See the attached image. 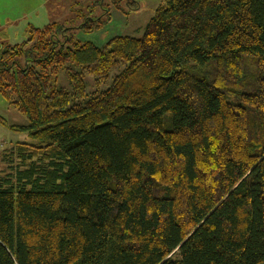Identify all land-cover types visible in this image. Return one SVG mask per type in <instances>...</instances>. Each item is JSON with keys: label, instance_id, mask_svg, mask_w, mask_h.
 Segmentation results:
<instances>
[{"label": "trees", "instance_id": "16d2710c", "mask_svg": "<svg viewBox=\"0 0 264 264\" xmlns=\"http://www.w3.org/2000/svg\"><path fill=\"white\" fill-rule=\"evenodd\" d=\"M72 29L0 45V96L28 123L0 140V264H264V0H165L103 46Z\"/></svg>", "mask_w": 264, "mask_h": 264}, {"label": "rangeland", "instance_id": "374dc122", "mask_svg": "<svg viewBox=\"0 0 264 264\" xmlns=\"http://www.w3.org/2000/svg\"><path fill=\"white\" fill-rule=\"evenodd\" d=\"M96 1H100V4L94 8L91 15L97 17L102 13L101 5L106 8L109 0H0V45L1 47L22 45L29 38V28L43 29L51 24L73 28L71 33L74 40L81 43L92 42L97 46H103L116 36L126 35L140 39L155 10L165 3V0H132L135 5L131 7L128 2L119 3V9L110 6V21L97 31L84 33L78 28L83 22L81 16L88 14V8ZM17 60L23 63L22 58ZM123 69L124 65L120 64L110 73L107 84L103 83L98 87L93 77L85 76L86 93L90 94L96 89L106 90L114 76ZM56 84L59 88L70 90L62 69L57 74ZM0 118L3 120L0 122V140L5 141L7 148L18 142L28 141L27 134L12 129L13 126L28 125L27 120L1 96ZM5 167L6 163L0 153V170H4Z\"/></svg>", "mask_w": 264, "mask_h": 264}, {"label": "built area", "instance_id": "2783aa9c", "mask_svg": "<svg viewBox=\"0 0 264 264\" xmlns=\"http://www.w3.org/2000/svg\"><path fill=\"white\" fill-rule=\"evenodd\" d=\"M3 149H4V144L0 142V151H2Z\"/></svg>", "mask_w": 264, "mask_h": 264}]
</instances>
